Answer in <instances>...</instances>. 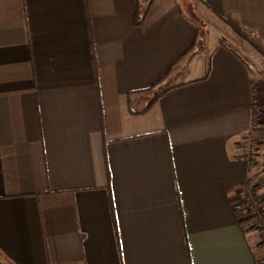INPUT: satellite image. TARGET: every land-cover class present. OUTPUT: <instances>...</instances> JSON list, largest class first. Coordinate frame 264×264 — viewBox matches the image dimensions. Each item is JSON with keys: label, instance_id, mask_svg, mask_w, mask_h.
<instances>
[{"label": "crops", "instance_id": "0c3cea01", "mask_svg": "<svg viewBox=\"0 0 264 264\" xmlns=\"http://www.w3.org/2000/svg\"><path fill=\"white\" fill-rule=\"evenodd\" d=\"M253 124L264 0H0V264H264Z\"/></svg>", "mask_w": 264, "mask_h": 264}, {"label": "built area", "instance_id": "2783aa9c", "mask_svg": "<svg viewBox=\"0 0 264 264\" xmlns=\"http://www.w3.org/2000/svg\"><path fill=\"white\" fill-rule=\"evenodd\" d=\"M256 125V124H253ZM245 152L252 157L256 152V138L250 132L244 138ZM240 192L246 197V203L243 208L244 220L248 221L258 235L261 246L264 248V210L262 202L257 195L256 185L253 182L244 181L239 186Z\"/></svg>", "mask_w": 264, "mask_h": 264}, {"label": "trees", "instance_id": "16d2710c", "mask_svg": "<svg viewBox=\"0 0 264 264\" xmlns=\"http://www.w3.org/2000/svg\"><path fill=\"white\" fill-rule=\"evenodd\" d=\"M148 5H149V2H148ZM147 7L148 6H146V7H144V8H138L137 9V11L135 12V14H134V17H133V23L135 24V25H139L141 22H142V20H143V18H144V16H145V13H146V10H147ZM233 28H235V30H236V32L240 35V36H242V37H244L245 36V34L239 29V28H237V26H233ZM156 97L155 98H153V99H151L150 100V102L148 103V105L143 109V111H145L153 102H154V100L157 98V94L155 95ZM142 111V112H143ZM255 118L253 117V122H255ZM251 134H253L254 136H259V137H263L264 136V127H260V126H256V125H252V127L250 128V131H249ZM245 222H246V220H244Z\"/></svg>", "mask_w": 264, "mask_h": 264}, {"label": "rangeland", "instance_id": "374dc122", "mask_svg": "<svg viewBox=\"0 0 264 264\" xmlns=\"http://www.w3.org/2000/svg\"><path fill=\"white\" fill-rule=\"evenodd\" d=\"M255 138H256V144H257V146L255 148H256V150H261V148H260L261 147V142L264 140V136L263 137L255 136ZM262 143H264V142H262ZM246 224H247V226L250 225V224H248V221H247Z\"/></svg>", "mask_w": 264, "mask_h": 264}]
</instances>
